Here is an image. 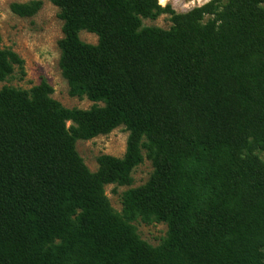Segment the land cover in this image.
<instances>
[{
    "label": "trees",
    "instance_id": "trees-1",
    "mask_svg": "<svg viewBox=\"0 0 264 264\" xmlns=\"http://www.w3.org/2000/svg\"><path fill=\"white\" fill-rule=\"evenodd\" d=\"M48 1L69 94L94 105L64 107L47 80L0 90V264H264V0L185 14L159 0ZM165 15L170 29L144 26ZM2 43L0 31V83L25 74ZM120 127L124 156L92 172L77 142ZM145 160L153 174L132 188ZM109 185L130 188L121 213ZM137 221L167 225L166 238L153 247Z\"/></svg>",
    "mask_w": 264,
    "mask_h": 264
},
{
    "label": "rangeland",
    "instance_id": "rangeland-1",
    "mask_svg": "<svg viewBox=\"0 0 264 264\" xmlns=\"http://www.w3.org/2000/svg\"><path fill=\"white\" fill-rule=\"evenodd\" d=\"M33 1L43 2L41 11L34 17L21 18L11 10L13 4H28ZM212 0H159L162 6L171 5L179 14H185L197 7H202ZM59 9L48 0H0V31L2 46L17 53L25 62L24 76L16 71L13 78L0 83L4 87H14L29 91L47 80L54 90L53 98L68 109L89 110L93 103L88 99L73 98L69 86L59 67L61 52L58 43L63 39V22L58 18ZM145 27H159L165 30L172 26L170 16L165 15L155 21H144ZM80 38L85 43L96 45V35L82 32ZM129 133L120 127L106 136H99L90 141L77 142V151L87 167L98 170V158L109 155L122 158L126 152ZM152 163L148 160L133 172L132 188L146 184L153 174ZM127 187L109 185L106 195L116 212H122V197ZM138 234L148 244L158 247L166 238L168 228L165 224L148 225L142 221L134 223Z\"/></svg>",
    "mask_w": 264,
    "mask_h": 264
}]
</instances>
